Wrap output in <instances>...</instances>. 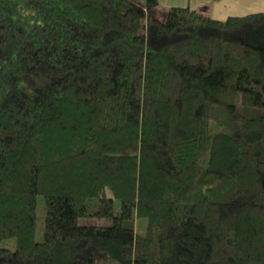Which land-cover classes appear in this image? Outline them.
<instances>
[{"label": "trees", "instance_id": "16d2710c", "mask_svg": "<svg viewBox=\"0 0 264 264\" xmlns=\"http://www.w3.org/2000/svg\"><path fill=\"white\" fill-rule=\"evenodd\" d=\"M158 7L0 0V264H264V10Z\"/></svg>", "mask_w": 264, "mask_h": 264}, {"label": "crops", "instance_id": "0c3cea01", "mask_svg": "<svg viewBox=\"0 0 264 264\" xmlns=\"http://www.w3.org/2000/svg\"><path fill=\"white\" fill-rule=\"evenodd\" d=\"M258 2V0H159L158 8L163 12L173 5H189L207 11L214 17L224 18L230 14L264 10L253 6Z\"/></svg>", "mask_w": 264, "mask_h": 264}, {"label": "rangeland", "instance_id": "374dc122", "mask_svg": "<svg viewBox=\"0 0 264 264\" xmlns=\"http://www.w3.org/2000/svg\"><path fill=\"white\" fill-rule=\"evenodd\" d=\"M259 2L257 4H254L253 6H256L257 9H262L264 8V0H258ZM253 8V7H252ZM111 190H110V186H105L103 187V189L99 192V195H104V194H107L109 193ZM43 205H44V198L41 196L40 199H39V207H40V210H42L43 208ZM83 220V222L85 223H90V222H100V223H105V222H109L108 219H104V218H97V217H92V218H85V219H81ZM42 236V233L40 234L39 233V237ZM15 240V237L11 238L10 241H14ZM98 264H109L108 261L106 259H104L103 257H101L99 260H98Z\"/></svg>", "mask_w": 264, "mask_h": 264}]
</instances>
